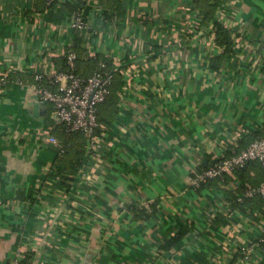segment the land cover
I'll return each mask as SVG.
<instances>
[{
	"label": "crops",
	"instance_id": "crops-1",
	"mask_svg": "<svg viewBox=\"0 0 264 264\" xmlns=\"http://www.w3.org/2000/svg\"><path fill=\"white\" fill-rule=\"evenodd\" d=\"M222 2L229 51L197 27L193 0H0V71L26 80L59 68L80 12L86 49L127 82L98 158L68 191L52 175L55 151L32 135L50 127V105L14 83L0 91V264L33 244L32 264H264V205L254 218L228 211L239 179L188 180L264 122V0ZM132 203L153 215L135 218ZM238 245L253 246L248 261Z\"/></svg>",
	"mask_w": 264,
	"mask_h": 264
},
{
	"label": "built area",
	"instance_id": "built-area-1",
	"mask_svg": "<svg viewBox=\"0 0 264 264\" xmlns=\"http://www.w3.org/2000/svg\"><path fill=\"white\" fill-rule=\"evenodd\" d=\"M228 1V0H227ZM55 0H45L46 6L52 5ZM224 3L222 2L217 9L216 19L223 24L228 30L230 37L234 39L233 27L227 21L220 18V12L223 11ZM83 15L77 12L71 22V28L74 32L78 29L90 28L88 22H84ZM197 27L201 26L200 17L197 15ZM202 27V26H201ZM205 28V27H203ZM201 30H204V29ZM207 33H212V28L208 27ZM213 43V41H212ZM88 50V55L93 56L94 51ZM66 70L54 69L53 71H39L33 74L31 79H23L14 76L12 79L6 70L0 71V91H3L9 83H14L30 89L40 98L48 103L51 107L49 117L57 123L64 126L68 132H81L86 138V154L83 164L80 167L77 177H84L90 170V161H94L100 154L102 140L107 137L108 133H97V128L102 127L97 120V106L102 103L110 91L112 84V74L108 71L95 70L91 74L83 77L76 73L77 54L73 50H65ZM103 68L104 65L102 64ZM116 70V68H114ZM125 88L126 80L123 81ZM39 147L50 146L55 151H63V141L51 132L50 128L38 127L32 132ZM223 156V155H222ZM220 156L217 160L212 161L205 159L200 166L193 168L189 175V184L193 188H200L204 183L210 180L223 182L226 175L231 174L235 169L245 166L249 162H257L264 166V136L252 140L247 146L241 148L238 152L228 156ZM233 187L240 186L239 181L232 182ZM59 189L67 191L58 186ZM260 196L264 200V181L256 185L243 186L237 195V200L242 202L246 198ZM232 205L228 204V211H232ZM234 211V210H233ZM264 211V207H263ZM261 216L259 210L255 211ZM264 221L260 222V229L256 237L255 245L258 248H264ZM34 247V244L32 248ZM27 247L22 255L17 256L9 264H22L26 253L32 249ZM241 261H248L253 252L252 245H238L233 250ZM217 264H225L218 262Z\"/></svg>",
	"mask_w": 264,
	"mask_h": 264
},
{
	"label": "trees",
	"instance_id": "trees-1",
	"mask_svg": "<svg viewBox=\"0 0 264 264\" xmlns=\"http://www.w3.org/2000/svg\"><path fill=\"white\" fill-rule=\"evenodd\" d=\"M101 1V0H99ZM222 0H193V9L200 17V24L202 27H211L213 32L214 41L223 50H232L231 43L232 38L229 35V30L223 26L221 22L216 19V11ZM86 22V19H82ZM91 32L90 28L78 29L74 32L70 45L66 50H73L77 54L76 59V73L80 76H87L95 70L108 71L112 74V84L110 86L109 94L106 99L97 106V120L102 127L97 128V133H108L109 124L108 120L112 119L117 113V103L120 90H122L124 83L121 77V73L114 69L112 60L103 54L95 53L93 56L88 55V50L85 47V41L87 36ZM59 69L66 70L65 57L61 56ZM56 62V61H55ZM104 65L102 68L101 65ZM14 74H11L14 79ZM20 77V76H19ZM22 78V77H21ZM10 84V83H9ZM48 125H50L51 132L63 141V151H55L56 159L55 163L51 167L52 175L56 179L57 186L69 190L72 186L75 176H77L80 167L83 164V159L86 154V138L81 132H68L64 126L55 122L48 117ZM56 127V128H55ZM264 136V122L257 129L249 131L247 134L238 138L234 143L228 144L223 156L238 152L241 148L247 146L252 140ZM222 156V157H223ZM213 159L212 161H215ZM239 179L240 186L236 189L228 191L227 198L232 205L235 212H241L250 217H256V210L262 209L264 200L260 196H254L252 198H246L242 202H239L236 198L238 192L243 186L256 185L264 181V166L257 162H249L245 166L235 169L231 174L226 175L223 179V183L229 180ZM209 182H218V180H210L204 183L202 186ZM201 186V187H202ZM129 209L134 214L135 218H149L153 215V211H146L143 206L136 203L129 205ZM187 227H181L174 235L165 239L162 242L161 247L168 249L177 244L183 235L189 231ZM264 245V244H263ZM33 256L31 253L26 254L22 261V264H32Z\"/></svg>",
	"mask_w": 264,
	"mask_h": 264
},
{
	"label": "water",
	"instance_id": "water-1",
	"mask_svg": "<svg viewBox=\"0 0 264 264\" xmlns=\"http://www.w3.org/2000/svg\"><path fill=\"white\" fill-rule=\"evenodd\" d=\"M36 97H37L38 102L40 101V103H38L37 106L40 107V108L45 109V106H46L45 102L42 101V100H40V98H39L37 95H36ZM44 113H45L44 110H42V111H41V114H44ZM98 232H99V230H98ZM95 235L98 236V233L96 234V232L93 231V232H92V238H95Z\"/></svg>",
	"mask_w": 264,
	"mask_h": 264
},
{
	"label": "rangeland",
	"instance_id": "rangeland-1",
	"mask_svg": "<svg viewBox=\"0 0 264 264\" xmlns=\"http://www.w3.org/2000/svg\"><path fill=\"white\" fill-rule=\"evenodd\" d=\"M222 3V2H221ZM218 9V8H217ZM216 13H217V11H216Z\"/></svg>",
	"mask_w": 264,
	"mask_h": 264
}]
</instances>
